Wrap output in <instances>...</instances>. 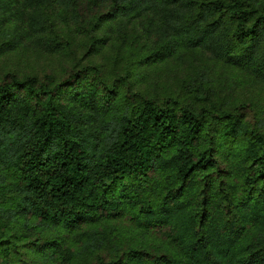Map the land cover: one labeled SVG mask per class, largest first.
I'll list each match as a JSON object with an SVG mask.
<instances>
[{
  "label": "trees",
  "instance_id": "obj_1",
  "mask_svg": "<svg viewBox=\"0 0 264 264\" xmlns=\"http://www.w3.org/2000/svg\"><path fill=\"white\" fill-rule=\"evenodd\" d=\"M15 52L72 62L0 73V264H264V0H0Z\"/></svg>",
  "mask_w": 264,
  "mask_h": 264
},
{
  "label": "rangeland",
  "instance_id": "obj_2",
  "mask_svg": "<svg viewBox=\"0 0 264 264\" xmlns=\"http://www.w3.org/2000/svg\"><path fill=\"white\" fill-rule=\"evenodd\" d=\"M84 58L81 52L76 53V59L81 61ZM105 62L104 59H101ZM72 62L71 59L63 57L62 55L58 56H48L39 53H19L15 52L4 57L0 58V73L6 70H15L19 74H28V73H38L42 71H57L60 72L64 66L69 65ZM183 69L177 68L173 64H168V66L161 71H152L149 75V78H146L141 82V85L146 90L148 89L151 92H154L157 95H161L165 92L176 91L178 86H174L179 82L178 79H182ZM151 82V83H150ZM245 86L240 90L244 95L250 96L254 95L257 88L248 80L243 81ZM228 84V83H227ZM122 234L125 237L134 238V229L132 226L121 225ZM119 227V228H120ZM139 242L143 246L153 248L157 247L161 250L168 249L167 244L164 241L157 239V236L154 234H148L143 237H138Z\"/></svg>",
  "mask_w": 264,
  "mask_h": 264
}]
</instances>
